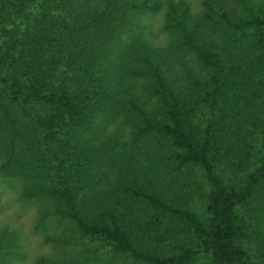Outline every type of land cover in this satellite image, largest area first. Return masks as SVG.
<instances>
[{
  "label": "trees",
  "instance_id": "trees-1",
  "mask_svg": "<svg viewBox=\"0 0 264 264\" xmlns=\"http://www.w3.org/2000/svg\"><path fill=\"white\" fill-rule=\"evenodd\" d=\"M45 1L18 53L2 40L0 27V168L21 180V196L51 201L53 215L81 234L147 264H192L200 255L209 264H264V251L250 247L240 213L251 199L264 196V93L255 81L264 76V10L240 17L224 0H203L219 17H211L213 22L233 35L219 41L205 33L185 0H166L163 27L170 41L153 47L142 36L141 15L157 10L159 0H104L98 13L79 0ZM5 8L0 0V19ZM124 35L131 39L128 44ZM52 45L59 51L52 52ZM62 51L70 55L63 64L75 72L76 87L53 82ZM116 63L142 78L144 94L155 107L150 110L122 82ZM239 88L256 111L249 107L253 129L237 150L217 110ZM116 115L128 124L131 143H145L147 149L122 153L111 193L89 199L85 187L99 181L98 174L89 175L99 164V145L89 134L99 133V116ZM237 151L240 157L233 161ZM167 153L178 167L192 164L202 170L210 186L202 216L130 182L136 181L133 162ZM245 160L253 164L243 175L226 176L221 170L223 161L239 170ZM48 215L43 212L39 222ZM6 238L17 240L4 228L0 241ZM39 263L46 264L45 258Z\"/></svg>",
  "mask_w": 264,
  "mask_h": 264
},
{
  "label": "rangeland",
  "instance_id": "rangeland-1",
  "mask_svg": "<svg viewBox=\"0 0 264 264\" xmlns=\"http://www.w3.org/2000/svg\"><path fill=\"white\" fill-rule=\"evenodd\" d=\"M165 1L159 0L160 6L157 10L141 15L144 23L142 36L153 47H167L170 41V33L163 27ZM185 1L189 5L190 13L200 17L201 26L204 27L207 35H212L219 41L233 38L231 33L224 31L213 22V19L219 17L214 9H207L203 5V0ZM224 2L230 12L240 17L247 16L249 11L261 14L264 10V0H224ZM45 3V0H29L22 5L20 0H5L6 10L0 19V27L3 29L2 40H8L11 46L14 45L16 53L22 49L26 33L34 19L41 13ZM78 3L80 6L89 7L95 13L104 8V0H79ZM205 9L209 11L210 17L204 15ZM123 38L126 44L131 40L125 35ZM10 39L13 41L11 42ZM66 42L71 43L69 39ZM51 48L52 52L59 51L57 46L52 45ZM67 56L66 51L58 53L52 79L56 85L66 81L71 87H76L73 81L75 72L72 67L70 70L66 64H63ZM191 63L197 70L198 67L193 59ZM116 65L122 82L131 88L150 110L155 107L154 99L144 94L142 78L129 75L122 66L118 63ZM177 69L180 71L179 67ZM259 78L264 81V76H257L255 80L258 91L264 93ZM243 90L239 88L235 93L230 92L228 99L219 102L217 110V117L225 121V132L227 131L231 144L237 150L244 148L248 131L253 129L249 113L256 111L253 104L246 103L245 99L249 95L245 96ZM249 107L253 111H249ZM129 132L130 128L124 121L123 115L107 118L99 116V133L89 134L92 143L99 145V164L92 168L89 174L90 176L98 174L99 181L95 185L85 187L89 199L98 192L111 193L119 174L122 153L136 148L147 149L145 143L132 144ZM170 157L171 155L167 153L160 159L144 157L139 162H133L131 168L136 181L131 178L130 182L137 184L143 191H154L169 201L185 204L191 211L202 216L205 196L210 189L202 170L192 164L178 167ZM239 157L238 151L231 154L233 161H238ZM2 163L3 159L0 157V166ZM229 163L223 161L221 170L226 176H235L247 172L249 167H252L253 160L251 162L245 160L244 167L239 170H235ZM21 192V180L16 176L4 174L0 168V231L7 228L14 231L17 236V240L6 238L0 241V264H42L39 263L41 257L45 258L46 264H147L134 260L127 253L113 251L99 239L81 234L70 221L53 215L54 207L51 201L41 198L25 199L21 196ZM45 211H48L49 215L44 221L39 222V217ZM240 213L246 222L251 241L250 247L256 251H264V196L251 199L248 205L240 209ZM48 236H59L67 240L57 243L46 239ZM156 248H158L156 244H153L152 249ZM161 248L164 249L165 246ZM192 264H209V259L206 255H200Z\"/></svg>",
  "mask_w": 264,
  "mask_h": 264
}]
</instances>
